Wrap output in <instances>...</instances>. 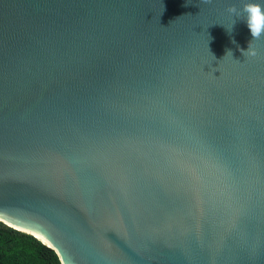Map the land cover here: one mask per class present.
<instances>
[{
  "label": "water",
  "instance_id": "obj_1",
  "mask_svg": "<svg viewBox=\"0 0 264 264\" xmlns=\"http://www.w3.org/2000/svg\"><path fill=\"white\" fill-rule=\"evenodd\" d=\"M241 3L0 0V221L61 264H264Z\"/></svg>",
  "mask_w": 264,
  "mask_h": 264
},
{
  "label": "trees",
  "instance_id": "obj_2",
  "mask_svg": "<svg viewBox=\"0 0 264 264\" xmlns=\"http://www.w3.org/2000/svg\"><path fill=\"white\" fill-rule=\"evenodd\" d=\"M0 264H61L57 253L29 233L0 221Z\"/></svg>",
  "mask_w": 264,
  "mask_h": 264
},
{
  "label": "clouds",
  "instance_id": "obj_3",
  "mask_svg": "<svg viewBox=\"0 0 264 264\" xmlns=\"http://www.w3.org/2000/svg\"><path fill=\"white\" fill-rule=\"evenodd\" d=\"M227 11L234 17L230 27L225 28L223 25L227 32L231 33L237 20H241L247 26L252 39H257L264 35V0H242L241 7L237 8L232 5ZM251 40L248 42L246 50L240 49L243 56L245 53L249 56L256 55L255 49L251 47ZM229 54L232 56L230 49L225 52V55Z\"/></svg>",
  "mask_w": 264,
  "mask_h": 264
}]
</instances>
